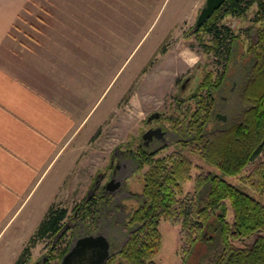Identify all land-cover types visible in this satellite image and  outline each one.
Listing matches in <instances>:
<instances>
[{"label": "rangeland", "instance_id": "rangeland-1", "mask_svg": "<svg viewBox=\"0 0 264 264\" xmlns=\"http://www.w3.org/2000/svg\"><path fill=\"white\" fill-rule=\"evenodd\" d=\"M205 4L206 0H33L27 4L14 28L20 46L10 53V58L4 51L0 62L84 125L67 148L65 177L53 195L54 201L26 225L14 226L3 238L0 264H15L26 248L29 252L25 260L30 261L27 264L41 263L50 255L54 237L31 240L49 208L55 205L67 210L65 223L70 229L76 208L87 201L100 176L109 174L115 153L139 145L151 114L175 112L185 77L195 74L197 86L204 77V67V72H212L214 77L223 75L226 56L207 53L211 38L193 34ZM259 14L264 15L256 3L244 17L228 16L220 23L238 36L242 47L234 48L237 58L257 41L256 30L264 26V22H258ZM10 60L17 64L12 66ZM245 76L241 72L239 78L230 77L219 92V113L227 115L228 122H232L239 106L238 96H232L229 90ZM174 151L175 146H171L158 157ZM260 160L264 161L263 155L245 170L243 177L249 176ZM194 163L204 165L198 160ZM146 170L144 167L143 172ZM196 175L195 170L193 176ZM240 179L227 181L242 187ZM184 190L193 192L194 182H188ZM256 198L264 203V194ZM88 225L92 231L107 236L117 249L130 233L128 229L123 231V223V230L118 231L113 224H100L98 228L93 222ZM159 230L162 249L155 261L183 264L179 254L181 227L162 220ZM76 238L69 231L57 242L50 264H59V255L71 248ZM253 242L254 238H250L238 245ZM209 249V245L196 247L187 264H204Z\"/></svg>", "mask_w": 264, "mask_h": 264}, {"label": "trees", "instance_id": "trees-1", "mask_svg": "<svg viewBox=\"0 0 264 264\" xmlns=\"http://www.w3.org/2000/svg\"><path fill=\"white\" fill-rule=\"evenodd\" d=\"M256 3L264 13V0H227L200 29H194V35L211 38L207 53L226 56L225 71L214 77L212 72H204V67V77L198 82L196 95L187 99L193 101L187 106V100L179 95L175 111L186 110L191 121L182 129L186 135L176 143L174 152L158 157L159 153L142 150L138 154V150L140 169L147 167L141 176L145 201L124 225V231L130 230L128 239L118 249L112 246L107 264H158L155 260L162 249V220L181 227L179 254L183 264L199 245L210 247L204 264H264V203L256 198L264 194V161L260 160L251 174L243 177L245 170L264 156V26L256 30L257 41L237 58V47H242L238 36L231 28L220 25L228 16L244 17ZM258 22H264V15L259 14ZM241 72L246 76L233 85L236 88L231 94L239 98L238 110L232 122L222 125L214 118L221 100L219 92L230 77L239 78ZM195 160L212 170L196 165ZM227 178H241L244 189ZM190 181L194 182V191L185 193ZM94 202L86 201L77 207L75 215L82 213L85 220L93 215L102 218L101 207ZM67 214V210L52 205L31 242L35 238L55 240L67 224ZM250 238H254L251 245H238ZM54 240L50 255L56 248ZM69 250L70 247L62 251L58 259L61 261ZM28 252L26 248L15 264L29 263L25 260ZM50 255L44 264L54 259Z\"/></svg>", "mask_w": 264, "mask_h": 264}, {"label": "crops", "instance_id": "crops-1", "mask_svg": "<svg viewBox=\"0 0 264 264\" xmlns=\"http://www.w3.org/2000/svg\"><path fill=\"white\" fill-rule=\"evenodd\" d=\"M31 1L0 0V55L10 58L20 46L14 28ZM83 125L0 62V244L54 201L67 148Z\"/></svg>", "mask_w": 264, "mask_h": 264}, {"label": "flooded vegetation", "instance_id": "flooded-vegetation-1", "mask_svg": "<svg viewBox=\"0 0 264 264\" xmlns=\"http://www.w3.org/2000/svg\"><path fill=\"white\" fill-rule=\"evenodd\" d=\"M195 77V74L187 75L181 84L180 93L186 100L197 93ZM234 91L232 87L229 93L232 94ZM222 101H226V98H222ZM192 102V100H187L185 105L187 106L188 103ZM217 105H219L218 102ZM219 111L220 109L217 107L214 118L222 125L228 123V116L219 113ZM161 114L159 119L146 124V129L143 130L140 143L136 148H128L115 153L111 159L109 174L100 176V179L94 183L87 201L93 202L92 204L97 201V204L101 207L99 215L103 216L102 218H98V216V219H96L94 218L95 215H93L92 219L90 218L91 222H88L82 216L76 214L69 230L73 232L74 238L78 236L74 241L89 235H100L99 232L90 229L88 224L92 222L94 226L113 224L116 231L119 229L123 230L120 227L121 223L126 225L134 210L145 201L141 179L144 168L140 169L137 158L138 150L140 151L138 154H142V150L160 154L166 148L174 147L178 141L184 140L183 137H185L186 133L182 129L191 121L189 112L186 110L178 109L173 114ZM148 131H151V133L146 139H143V135ZM176 138L179 139L176 140ZM105 180L106 182L104 183L103 181ZM112 181L113 184L109 185ZM118 220L120 221L119 223L117 222ZM108 240L111 242L109 238ZM112 246L113 243L111 242V250ZM47 260L48 257H45L39 264H44Z\"/></svg>", "mask_w": 264, "mask_h": 264}, {"label": "water", "instance_id": "water-1", "mask_svg": "<svg viewBox=\"0 0 264 264\" xmlns=\"http://www.w3.org/2000/svg\"><path fill=\"white\" fill-rule=\"evenodd\" d=\"M227 0H206L204 8L201 10L197 19L195 30L200 29L212 16L220 9ZM162 114L153 113L147 119L150 124L160 118ZM159 131V130H158ZM151 133L148 131L143 135V139ZM113 184V181L109 185ZM90 197V193L88 198ZM66 224L62 231L56 236L53 247L69 230ZM111 257V242L104 235H89L74 241L68 253L62 258L59 264H107Z\"/></svg>", "mask_w": 264, "mask_h": 264}]
</instances>
